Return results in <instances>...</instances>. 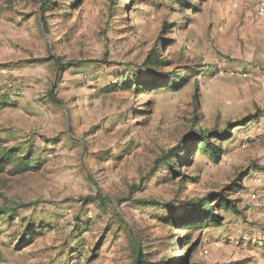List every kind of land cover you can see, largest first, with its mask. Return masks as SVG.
Segmentation results:
<instances>
[{
	"label": "rangeland",
	"instance_id": "obj_1",
	"mask_svg": "<svg viewBox=\"0 0 264 264\" xmlns=\"http://www.w3.org/2000/svg\"><path fill=\"white\" fill-rule=\"evenodd\" d=\"M51 1L43 12V0H0V153L33 167L0 174V211L20 209L0 218V264H262L264 33L251 11L241 0ZM151 50L178 88H129L132 74L152 80ZM202 130L229 137L220 161L196 148L179 159ZM223 191L236 209L218 212L221 226L168 223V206Z\"/></svg>",
	"mask_w": 264,
	"mask_h": 264
},
{
	"label": "trees",
	"instance_id": "obj_2",
	"mask_svg": "<svg viewBox=\"0 0 264 264\" xmlns=\"http://www.w3.org/2000/svg\"><path fill=\"white\" fill-rule=\"evenodd\" d=\"M176 3L179 5H184V4H189L188 1L185 0H174ZM51 0H43L42 2V11L44 12L45 10L48 9V7L51 5ZM178 27H174V30H177ZM57 64V69L58 70H63L66 68L68 65L65 64L64 68H59V61L58 59L56 60ZM164 62L159 58V56L156 54L155 50H151L146 58V60L143 63L144 68H148L152 75L153 78L152 80L148 81L147 83H140L139 77L136 74H132L131 78L129 80V88L130 84L133 86V88L136 86H146L149 89L156 90L157 88H167V87H173L176 89L179 87V84L173 80V76L169 75L168 73L163 74V73H157L159 69L163 67ZM74 65H70L72 67ZM153 70V72H152ZM184 75H176L175 78L182 79ZM169 83L171 85H166V83ZM145 84V85H144ZM132 88V87H131ZM50 102L53 103L54 105H61L63 102L59 100L54 91L51 90L48 95ZM4 104H0L2 106ZM258 116L252 117L251 121L250 119L245 120L244 122H250L258 120ZM249 120V121H248ZM228 136H222L221 134H218L217 132H208L206 130L199 131L198 133L191 134L190 138H185L182 141V146L181 148L177 149H182L180 150V154L178 158L183 159L184 156H187L189 154L190 150L189 149H194L196 148V152H208L211 158L218 163L221 159V157L224 155L225 151L223 150V144L226 140H228ZM213 140H217L218 143H212ZM195 141V146L190 142ZM1 144V142H0ZM18 151L14 150H4L3 152L0 153V174L4 173L8 167H11L12 170H14L15 173H20L28 168H33L30 165V155H26L25 157H18L17 155ZM176 156V155H173ZM171 157L168 155V157L165 158V162H171L172 159L177 158V157ZM160 162L157 161L154 167V172L157 170V168L160 166ZM236 187L233 188V191L235 194L242 191L243 187L241 185H235ZM225 196V192H221L218 194H209L207 197L204 199H200L197 201H190L186 202L183 204V207L181 209H174L173 207H167V210L170 212H176L174 213L173 216L168 218V223L173 224V226L179 225L182 226V230H187L190 232H194L198 229H203L205 227H210V226H221L224 221V217L219 215L218 212L221 210H235L236 207L234 205H231V203L227 200ZM157 206V205H155ZM21 208V207H20ZM20 209H11V210H3L0 211V218L3 216L5 221H11L15 217L18 216V211ZM27 230V229H26ZM26 230H23L20 237H23V239H26ZM190 237L187 236V240ZM134 264H153L146 262L142 258H138ZM156 264H168L166 262L162 263H156ZM179 264H188L187 259H183ZM229 264H247V262H241L237 261L234 263H229Z\"/></svg>",
	"mask_w": 264,
	"mask_h": 264
},
{
	"label": "crops",
	"instance_id": "obj_3",
	"mask_svg": "<svg viewBox=\"0 0 264 264\" xmlns=\"http://www.w3.org/2000/svg\"><path fill=\"white\" fill-rule=\"evenodd\" d=\"M243 5H246V8L251 11V14L253 16L254 22L258 24V26L263 27V33H264V12L263 13H257L251 3L250 0H241ZM264 252V250H263ZM262 264H264V259H262Z\"/></svg>",
	"mask_w": 264,
	"mask_h": 264
},
{
	"label": "built area",
	"instance_id": "obj_4",
	"mask_svg": "<svg viewBox=\"0 0 264 264\" xmlns=\"http://www.w3.org/2000/svg\"><path fill=\"white\" fill-rule=\"evenodd\" d=\"M257 13L264 12V0H250Z\"/></svg>",
	"mask_w": 264,
	"mask_h": 264
}]
</instances>
